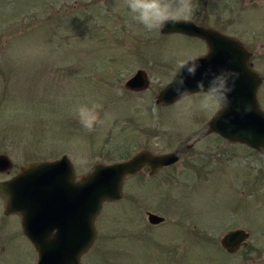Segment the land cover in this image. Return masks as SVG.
I'll use <instances>...</instances> for the list:
<instances>
[{
	"label": "rangeland",
	"instance_id": "rangeland-1",
	"mask_svg": "<svg viewBox=\"0 0 264 264\" xmlns=\"http://www.w3.org/2000/svg\"><path fill=\"white\" fill-rule=\"evenodd\" d=\"M192 4L191 20L239 40L245 31L264 35V0ZM204 51L196 39L147 31L124 0H0V152L10 174L65 154L79 177L142 149L191 145L171 167L125 178L121 201L102 205L81 264H264V149L202 136L199 119L213 113L198 110L197 94L155 102L177 61ZM137 69L148 85L127 90ZM93 101L107 119L88 131L74 109ZM77 154L86 165L73 162ZM147 211L162 224L145 228ZM234 228L248 233L247 244L228 253L219 239ZM31 246L14 218L0 222V264H34Z\"/></svg>",
	"mask_w": 264,
	"mask_h": 264
},
{
	"label": "water",
	"instance_id": "water-1",
	"mask_svg": "<svg viewBox=\"0 0 264 264\" xmlns=\"http://www.w3.org/2000/svg\"><path fill=\"white\" fill-rule=\"evenodd\" d=\"M160 32H177L198 37L206 44V53L199 58L194 77H187L186 86L197 92V81L207 85L211 74L221 70L238 73L234 89L228 94L229 106L213 115L202 134L215 133L221 138L244 144L257 152L264 149V111L256 105L258 79L246 65L247 52L234 37L193 22L169 23ZM203 74H208L207 77ZM148 85L142 69H137L123 83L127 90L139 91ZM178 98L166 83L155 102L171 104ZM191 145H184V149ZM179 149L167 153L136 151L128 159L94 164L86 173L76 177L65 154L51 160L28 162L11 179L0 182V196L5 199L4 213L21 215L23 235L34 248V264H81V257L93 243L95 219L105 202L121 197L125 178L142 167L155 170L176 162ZM9 166L8 158L0 154V169ZM163 218L147 214V221L156 224ZM248 233L240 228L226 231L219 239L228 253L244 246Z\"/></svg>",
	"mask_w": 264,
	"mask_h": 264
},
{
	"label": "clouds",
	"instance_id": "clouds-1",
	"mask_svg": "<svg viewBox=\"0 0 264 264\" xmlns=\"http://www.w3.org/2000/svg\"><path fill=\"white\" fill-rule=\"evenodd\" d=\"M124 6L131 14L132 19L142 25L147 31H161L167 24L188 22L193 12L192 0H124ZM199 58L189 56L178 60L175 71L168 80V86L181 100H187L191 91L186 86L187 77H194L199 69ZM207 77L208 74H203ZM238 73L231 70H221L213 73L208 79L207 85L204 79L197 81V92L200 97L197 105L202 112H211L215 115L225 110L229 106L228 94L233 91ZM102 104L89 102L80 104L74 109L75 118L80 125L88 130H93L107 119L101 117ZM191 107V101L185 106V110ZM77 165L87 164V157L77 154L73 158Z\"/></svg>",
	"mask_w": 264,
	"mask_h": 264
},
{
	"label": "flooded vegetation",
	"instance_id": "flooded-vegetation-1",
	"mask_svg": "<svg viewBox=\"0 0 264 264\" xmlns=\"http://www.w3.org/2000/svg\"><path fill=\"white\" fill-rule=\"evenodd\" d=\"M206 6V1H203V9L204 7ZM189 21L193 22L194 24H196L197 26H200V27H205V28H211L223 35H227V36H231V37H234L235 39H237L239 41V43L241 44V46L245 49V51L247 52V60H246V65L247 67L252 70L257 79H258V84H257V87H256V91H255V99H256V105L259 109H261L262 111H264V107H263V102H264V92H263V89H262V85H263V79H264V55H262V51H259L258 48H263L264 45L261 44V42H258L259 40H262L264 39V35L263 34H259V32H256V31H252V32H248V31H245L244 33V36H242V38L239 40L237 37L233 36V35H229V34H225L221 31H218L208 25H206V23L204 21H202L201 19H196V20H191L189 19ZM159 33L161 35H168L169 33H162L159 31ZM171 33H174V34H180V35H183L185 37H189V38H193V39H196L197 41H200L202 44H204L205 46V51L203 53H197L196 55H194L195 57H200L202 55H204L206 53V44L205 42L198 38V37H193V36H188V35H185V34H182V33H177V32H171ZM262 36V37H261ZM192 94H197L198 95V92H195V93H192ZM199 96V95H198ZM167 105V104H166ZM214 114H212L211 116L207 117V118H202L199 119V121L201 120L202 123L207 126L208 125V122L210 120V118L213 116ZM197 119V120H198ZM209 133L207 134H202V136H205V135H208ZM220 137V136H219ZM223 139V138H222ZM195 140V139H194ZM179 149V152L177 154L178 158L176 160V162L179 160L180 158V155H181V152L187 150V149H184V150H181L180 148H177ZM176 150V149H175ZM172 152V151H171ZM167 153V152H165ZM0 154H3L5 155L4 153H1ZM6 156V155H5ZM7 157V156H6ZM9 160V159H8ZM175 162V163H176ZM173 165V164H172ZM24 166V165H23ZM23 166H20L18 171L17 172H14L12 174L9 173V171L12 169V163L11 161L9 160V166L7 168H4V169H0V182H3V181H7L9 179H11L12 177H14L21 169V167ZM171 167L170 165L169 166H165V167H162V168H159L157 170H155L154 173L150 174V169L149 167H142L140 169V171L142 170H146V173L148 174V176H151L159 171H161L162 169H165V168H169ZM140 171H138L137 173L129 176V177H134L136 176L138 173H140ZM114 201H121V198H119L118 200H114ZM113 201V202H114ZM112 202V201H111ZM0 204H1V209H0V222H3L9 218H14L15 220V223H16V227L19 228L20 232L22 233V227H21V215L19 213H16V212H11V213H4V205H5V199L0 196ZM102 209V207H101ZM101 209H100V212H101ZM99 212V214H100ZM148 213H153V212H149L147 211L146 212V221H147V214ZM155 214V213H154ZM157 215V214H156ZM99 216V215H98ZM160 216V215H158ZM162 217V216H160ZM163 218V217H162ZM163 220L156 223V224H151L147 221L145 225V228L149 229L151 227H155V226H158L160 224H162ZM94 225H95V232H96V236H97V225L95 224L94 222ZM23 235V233H22ZM24 236V235H23ZM95 236V238H96ZM25 237V236H24ZM26 238V237H25ZM27 239V238H26ZM248 239V238H247ZM247 239H246V242H245V245L244 246H239V248H244L247 244ZM28 240V239H27ZM95 240V239H94ZM31 248L34 250L33 246H31ZM238 248V249H239ZM237 249V250H238ZM233 253V252H232ZM244 255H247V250H246V253ZM246 257V256H245Z\"/></svg>",
	"mask_w": 264,
	"mask_h": 264
}]
</instances>
